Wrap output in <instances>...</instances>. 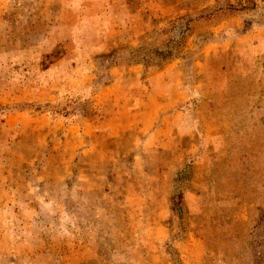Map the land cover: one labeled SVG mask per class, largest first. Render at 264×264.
<instances>
[{"label": "rangeland", "instance_id": "1", "mask_svg": "<svg viewBox=\"0 0 264 264\" xmlns=\"http://www.w3.org/2000/svg\"><path fill=\"white\" fill-rule=\"evenodd\" d=\"M252 1L0 0V264H264Z\"/></svg>", "mask_w": 264, "mask_h": 264}, {"label": "trees", "instance_id": "2", "mask_svg": "<svg viewBox=\"0 0 264 264\" xmlns=\"http://www.w3.org/2000/svg\"><path fill=\"white\" fill-rule=\"evenodd\" d=\"M250 2H252V3H254V1H252V0H250ZM164 57H169L170 55V53L168 54L167 52L166 53H161Z\"/></svg>", "mask_w": 264, "mask_h": 264}, {"label": "crops", "instance_id": "3", "mask_svg": "<svg viewBox=\"0 0 264 264\" xmlns=\"http://www.w3.org/2000/svg\"><path fill=\"white\" fill-rule=\"evenodd\" d=\"M148 93V90H146V89H142L141 90V95H144V94H147Z\"/></svg>", "mask_w": 264, "mask_h": 264}, {"label": "built area", "instance_id": "4", "mask_svg": "<svg viewBox=\"0 0 264 264\" xmlns=\"http://www.w3.org/2000/svg\"><path fill=\"white\" fill-rule=\"evenodd\" d=\"M0 131H1V129H0Z\"/></svg>", "mask_w": 264, "mask_h": 264}]
</instances>
